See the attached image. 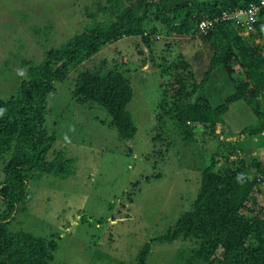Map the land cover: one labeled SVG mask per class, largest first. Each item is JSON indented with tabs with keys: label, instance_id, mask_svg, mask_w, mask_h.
<instances>
[{
	"label": "trees",
	"instance_id": "trees-1",
	"mask_svg": "<svg viewBox=\"0 0 264 264\" xmlns=\"http://www.w3.org/2000/svg\"><path fill=\"white\" fill-rule=\"evenodd\" d=\"M252 3L259 0H92L82 7L88 20L81 29L64 43L43 49L41 58L8 51L10 59L2 67L5 75L10 70L18 82L13 93L0 98V264H54L57 243L53 237L10 226L32 199L31 181L45 175L65 180L76 171L77 159L67 157L65 149H53L56 135L44 125L47 98L57 81L70 77L71 94L78 103L100 106L120 138L135 137L137 126L129 109L134 97L130 69L114 60L87 67V61L104 46L126 36L140 38L147 48V52L138 51L140 65L148 63L162 79L155 128L169 123L183 135H192L191 124L212 133L235 101L252 108L256 118L255 124L241 131L244 140L220 142L225 152L217 150L210 164L201 168L197 195L189 209L180 212L163 234L146 242L135 264H146L154 243L174 242L186 243L185 250L178 249L174 264H264V206L255 201L264 186V161L233 156L252 144L264 146V44L256 42L264 38V10L247 35L233 21L222 19L224 12ZM202 21L213 23L202 31ZM52 25L33 24L30 29L46 40ZM154 37L164 42L159 57L153 53ZM196 38L202 39L200 47L209 53L207 66L199 70L200 79L182 52ZM233 66L243 79L232 76ZM217 68L226 71L234 91L212 107L205 92ZM160 131L156 137L163 141ZM218 154L224 156V166L214 169Z\"/></svg>",
	"mask_w": 264,
	"mask_h": 264
},
{
	"label": "rangeland",
	"instance_id": "rangeland-1",
	"mask_svg": "<svg viewBox=\"0 0 264 264\" xmlns=\"http://www.w3.org/2000/svg\"><path fill=\"white\" fill-rule=\"evenodd\" d=\"M91 1L0 0V98L13 93L18 82L10 70L5 75L6 68L2 67L5 59H10L8 51L39 58L43 49L64 43L88 20L82 7ZM21 12L26 14L24 19ZM50 22L53 25L46 40L30 29L33 24L44 27ZM154 38L153 53L159 57L164 42ZM256 42L263 46L264 38ZM187 44L182 52L200 79L199 70L207 66L209 53L200 47L201 38ZM140 49L147 52L140 38L126 36L104 46L87 61L89 68L98 67L103 60L107 64L114 60L123 69H130L127 74L134 97L129 109L137 126L133 139L120 138L110 126L109 114L100 106L89 101L78 103L71 94L70 77L57 81L47 98L44 125L56 135L53 149H65L67 157L76 158V171L65 180L45 175L31 181L32 199L16 214L10 228L46 239L53 237L57 243L54 264H135L146 242L163 234L180 212L189 209L197 195L201 168L210 164L217 150L225 152L220 142L244 140L241 131L256 123L252 108L235 101L212 133L209 128L191 124L192 135H183L169 123L163 127L159 123L161 127L155 128L162 79L148 63L140 65ZM195 54L201 58L194 60ZM233 68L232 76L243 79L238 67ZM230 81L223 69L213 72L205 92L212 107L233 93ZM161 129L163 141L156 137ZM47 156L51 158L52 151ZM233 156H255L264 161V146L252 144L246 152ZM216 161L214 169L223 168L224 156L218 154ZM255 201L264 206L263 185ZM185 244L154 243L146 264H174L178 249L185 250Z\"/></svg>",
	"mask_w": 264,
	"mask_h": 264
},
{
	"label": "built area",
	"instance_id": "built-area-1",
	"mask_svg": "<svg viewBox=\"0 0 264 264\" xmlns=\"http://www.w3.org/2000/svg\"><path fill=\"white\" fill-rule=\"evenodd\" d=\"M264 10V0H259V3H252L246 8H234L226 11L222 15L223 20L233 21L237 28L243 29L244 32L254 30V26L258 21V14ZM213 21H202L200 29L205 31L206 28L212 25Z\"/></svg>",
	"mask_w": 264,
	"mask_h": 264
}]
</instances>
